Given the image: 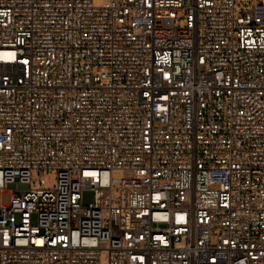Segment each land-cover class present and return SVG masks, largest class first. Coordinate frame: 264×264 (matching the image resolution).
I'll return each mask as SVG.
<instances>
[{
  "label": "built area",
  "instance_id": "1",
  "mask_svg": "<svg viewBox=\"0 0 264 264\" xmlns=\"http://www.w3.org/2000/svg\"><path fill=\"white\" fill-rule=\"evenodd\" d=\"M0 264H264V3L0 0Z\"/></svg>",
  "mask_w": 264,
  "mask_h": 264
},
{
  "label": "rangeland",
  "instance_id": "2",
  "mask_svg": "<svg viewBox=\"0 0 264 264\" xmlns=\"http://www.w3.org/2000/svg\"><path fill=\"white\" fill-rule=\"evenodd\" d=\"M100 1H102V0H100ZM258 1L264 3V0H258ZM40 173H41V171H38V170L33 171V173H32L33 183L38 181ZM43 173H44V180H45L44 187H47V188L55 187L57 171L55 169H46L43 171ZM33 186H34V184H32V187ZM9 202H10V194L5 193L3 196V203L8 204Z\"/></svg>",
  "mask_w": 264,
  "mask_h": 264
}]
</instances>
